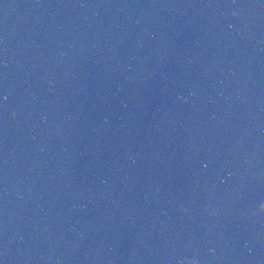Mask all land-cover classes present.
Returning a JSON list of instances; mask_svg holds the SVG:
<instances>
[{
  "label": "water",
  "instance_id": "water-1",
  "mask_svg": "<svg viewBox=\"0 0 264 264\" xmlns=\"http://www.w3.org/2000/svg\"><path fill=\"white\" fill-rule=\"evenodd\" d=\"M0 264H264V0H0Z\"/></svg>",
  "mask_w": 264,
  "mask_h": 264
}]
</instances>
